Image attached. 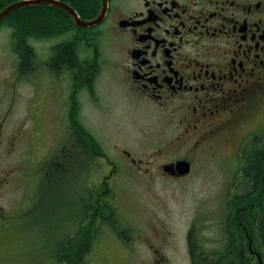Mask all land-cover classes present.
Instances as JSON below:
<instances>
[{
  "label": "flooded vegetation",
  "instance_id": "1",
  "mask_svg": "<svg viewBox=\"0 0 264 264\" xmlns=\"http://www.w3.org/2000/svg\"><path fill=\"white\" fill-rule=\"evenodd\" d=\"M19 1L0 0V12ZM55 1L66 9L41 3L31 9L61 20L37 25L27 34L11 20L23 9L0 21V31L8 24L13 29L10 37L17 57L8 76L1 77L0 70V264H88L96 258L100 264H125L139 239L117 236L125 241L121 260L113 253L102 257L112 250L97 229V224L109 222V212L116 206L108 200L102 204L101 199L104 195L117 199V182H181L208 158H216L220 169L227 163L237 165L242 180L252 149L264 143V0H98L91 17L84 15L77 0ZM102 14L98 25L76 23V17L91 21ZM77 33L89 35L81 39ZM102 41L112 48L109 57L102 55ZM65 46L74 49L73 64L59 61L58 53ZM105 72L117 76L138 105L149 106L162 118L158 125L165 131L157 138H146L147 148L138 155L118 144L108 154L112 150L105 151L103 140L92 130H99L100 122L89 124L105 112L97 92V80ZM8 152L18 153V160L2 173V154ZM181 159L192 166L183 176L174 165ZM17 179L31 181L37 192L33 204L14 214L22 219L29 216V225L13 220L2 207V186ZM85 180L102 182L93 190L95 195L102 193L90 209L96 213L98 232L86 235V199L84 190H77L73 200L77 211L65 219L69 224L76 215V233L66 226L64 236L55 237L44 220L45 200L55 182L62 181L69 195L70 181L84 188ZM253 196L261 200L263 194ZM233 197L235 202L238 195ZM255 205L251 202L249 215L255 211L254 221L261 223L264 205ZM230 207L233 226H242L248 237L243 227L246 203ZM89 222L94 224L93 216ZM37 224L45 225L46 236L27 232V226ZM261 230L260 225L258 239L249 238V252L227 231L226 244L204 256L209 264L220 259L231 264L238 257L246 264L248 256L261 254L253 248V243L262 246ZM22 232L26 236L19 237ZM195 240L200 243L198 237Z\"/></svg>",
  "mask_w": 264,
  "mask_h": 264
},
{
  "label": "rangeland",
  "instance_id": "2",
  "mask_svg": "<svg viewBox=\"0 0 264 264\" xmlns=\"http://www.w3.org/2000/svg\"><path fill=\"white\" fill-rule=\"evenodd\" d=\"M23 10H30V8H23ZM8 25L3 26L4 28L0 31L1 77L8 76L9 71L11 72L10 67L17 63L15 42L10 37L13 29L8 28ZM99 44L102 55L108 56L112 49L111 46L106 45L103 41ZM97 92L105 112L98 115L96 119L92 118L89 124L94 125V120L100 122L99 130L96 128H92V130L100 140H103L104 150H112L111 153L107 152L108 154L111 155L115 151L113 144H118L138 155L144 151V148H147L146 138H157L165 131L158 125V121L160 122L162 119L159 113L152 109L154 114L149 110V106L143 104H139V106L129 92L119 84L117 76L108 72L102 74L97 80ZM181 151L186 154L185 150ZM8 154H2V173L10 162L18 160V153L8 152ZM220 168L216 158H208L202 159V162L196 165L193 174L181 182L165 181L164 179L119 181L116 188L117 199L114 197L116 206L112 208L113 211L109 212V222L101 226L95 222L96 213L94 210L90 211V207L92 204H96L98 195L102 193L100 192L98 195L93 193V190H98V187L102 186V182L85 180V187L80 188L79 182L70 181V192L67 195L63 182L58 181L44 202L45 205H48L44 220L51 226V229H54V236H64L66 226L73 229L72 234H75V229L78 227L76 215L74 214V218L69 220V224H66L65 219L77 211V205L73 202L74 195H77L76 191L84 190L81 193L85 196V205L88 204L87 210L85 209L87 223L85 227H88L85 230L86 235L92 236V233L96 235L98 229V236L107 241L112 250L104 254V249L100 248L99 252H103L102 257H104L103 255L110 256L109 253H113L116 259L121 260L119 252L124 249L125 241L120 240L117 236L121 238L136 237L139 240H135V253L126 256L128 261L125 264H190L188 234L192 227L196 229L195 235L200 242L197 243L196 240H193L198 253L199 250H202V253L207 255L211 254L212 250H219L226 244L223 239L230 234L233 236L234 227L236 241L244 242L247 251H249V239L246 233L237 224L233 226L229 217L228 211L231 209L230 205L234 204L233 201L229 199L226 202V209H222L224 200L228 199V197L225 199V196L229 193L235 194V191L241 186L242 180L237 170L238 166H229L227 163L225 169ZM46 182L43 185H47ZM40 184L41 182H39V186ZM36 193L35 185L31 181L24 183L19 179L10 181L2 186V207L14 216L23 208L34 203ZM104 196L101 199L102 204L106 198ZM109 203L111 204L110 200ZM18 215L14 216L13 220L19 222L22 220L21 224L29 225L31 222L29 216L22 219L18 218ZM92 216L94 224L91 226L89 219ZM83 220L85 219L83 218ZM96 224L99 226L97 229ZM27 227V232H32L31 235L41 237L42 234L45 236L47 234L44 224ZM256 230H259V219L254 221L253 218L251 229L248 232L254 240L256 237L258 239ZM12 236H17L14 229ZM21 236H26V233L22 232L19 237ZM14 240L11 241L14 242ZM253 248L262 254L264 263L263 249L256 243H253ZM100 263L99 258L88 261V264ZM248 263L259 264L255 256H248Z\"/></svg>",
  "mask_w": 264,
  "mask_h": 264
},
{
  "label": "trees",
  "instance_id": "3",
  "mask_svg": "<svg viewBox=\"0 0 264 264\" xmlns=\"http://www.w3.org/2000/svg\"><path fill=\"white\" fill-rule=\"evenodd\" d=\"M77 6L82 10L85 16L91 17L94 15V13L98 8V0H77ZM11 20L15 25L18 26L22 34H27L32 30L33 27L37 25L47 26L54 22L60 21L61 19H59L57 15H51L43 10L30 8V10L19 11L12 17ZM61 25L62 27L66 26L65 23H61ZM77 34L81 36V39L84 36L89 35L84 33H77ZM89 43L90 42L87 41L88 46L90 45ZM58 58L59 61H66L69 64H73L75 61L74 49L71 46L62 47L60 49V52L58 53ZM255 140L258 141L259 138H256ZM263 142H259V143H263ZM242 180L243 181L241 188L247 190V195L241 199L240 203L243 204L245 200L247 210H249L251 198H253V195L256 192L264 193V143L262 145L261 144L256 145L252 149V152L249 157V162L245 165V171ZM245 223L249 224L248 217H246ZM261 224H262L261 240L264 246V218ZM250 225H252L251 222ZM194 235H195V231L191 230L188 237L189 246H190V255L192 258L191 264H200V263L209 264L208 256H204L202 252L198 253V251L195 249V245L193 242V240H195ZM234 263L242 264L243 263L242 258L239 257L236 258V260H233L231 262V264ZM217 264H228V262L226 260L220 259ZM246 264H250L248 263V260H246Z\"/></svg>",
  "mask_w": 264,
  "mask_h": 264
},
{
  "label": "water",
  "instance_id": "4",
  "mask_svg": "<svg viewBox=\"0 0 264 264\" xmlns=\"http://www.w3.org/2000/svg\"><path fill=\"white\" fill-rule=\"evenodd\" d=\"M37 3H41V4H45V5H54V6H58V7L66 9V6H64L62 3H59L55 0L21 1L18 3H14V4L8 6L7 8H5L4 10H2V12H0V21L2 19H4L6 16H8L9 14H11L13 11H16V10L23 8V7H26V6H32V5L37 4ZM102 19H103V14L99 18H97L96 20H93V21H82L80 18L76 17V23L80 26L89 27V26H93V25L100 23L102 21ZM177 168L179 169L180 174H185V173L189 172V164L186 162H179L177 164Z\"/></svg>",
  "mask_w": 264,
  "mask_h": 264
}]
</instances>
